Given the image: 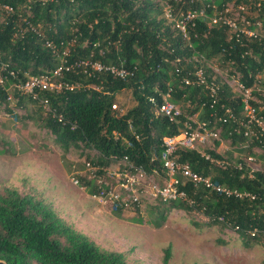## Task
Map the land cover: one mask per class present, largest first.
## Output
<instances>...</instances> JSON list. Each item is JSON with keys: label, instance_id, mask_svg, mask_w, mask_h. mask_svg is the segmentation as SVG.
<instances>
[{"label": "trees", "instance_id": "trees-1", "mask_svg": "<svg viewBox=\"0 0 264 264\" xmlns=\"http://www.w3.org/2000/svg\"><path fill=\"white\" fill-rule=\"evenodd\" d=\"M230 1L0 0V74L7 75L8 79V84L0 87V103L7 104L11 99L19 105L25 100L33 103L42 114L44 126L63 151L70 148L89 151L86 160L100 170L123 157L134 165H141L148 174L161 170L162 139L178 134L189 118L181 112L178 122L171 123L155 114L149 98L154 97L160 104L161 94L169 87L174 102L192 103L195 108L189 114L199 111L200 121L221 126L223 135L232 144L239 145L245 140L243 128L230 119L221 122L216 117L229 108L241 118L240 99L229 87L218 83L217 101L213 103L204 86L185 85L183 77L194 69L195 55H202L207 62L215 61L219 68L238 73L241 81L251 86L254 77L264 73V44L249 39L228 40L226 26L218 23L209 27L202 20H197L194 28H188V38H185L165 17L164 11L167 7L177 17L180 12L203 9L211 15L213 9L206 5L215 4L221 10ZM250 8L255 7L250 5ZM47 41L59 54L65 51L68 61H99L123 67L129 75L118 78L108 72H95L90 77L68 73L67 81L78 84L77 87L58 93H39L38 100L14 88L6 90L9 84L23 83L28 77L45 74L59 64V56L46 47ZM203 66L211 82L214 71L206 63ZM11 71L13 76L9 74ZM123 90L131 91L135 103L120 114L112 105L116 94ZM39 99H47L62 121L42 110ZM257 145L254 143L252 147ZM248 150L252 153L251 148L244 151L248 153ZM207 152L215 159H222L215 151ZM177 154L179 161L189 163L195 172L210 177L216 184L248 191L254 199L225 197L179 178L178 187L185 191L192 204L156 199L150 207V214L156 216L155 228L165 222L167 211L177 209L198 213L209 226L231 227L247 246L249 243L264 245L261 231L264 229V170L250 174L244 166L219 168L195 151L180 150ZM78 178L88 193L96 191L94 180ZM106 209L119 216L122 211H138L139 207L109 204ZM254 229L258 233L252 236ZM169 257L170 248H167L164 264H168ZM0 260L7 264H130L123 254L102 250L75 231L42 199L14 189L0 190Z\"/></svg>", "mask_w": 264, "mask_h": 264}, {"label": "rangeland", "instance_id": "rangeland-1", "mask_svg": "<svg viewBox=\"0 0 264 264\" xmlns=\"http://www.w3.org/2000/svg\"><path fill=\"white\" fill-rule=\"evenodd\" d=\"M114 102L120 114L135 103L130 90L116 94ZM179 106L193 121H200L199 111L189 114L195 108L192 103ZM41 116L27 100L21 105L13 99L0 103V190L14 189L42 199L75 231L102 250L123 254L130 264H164L167 248L168 264H264L262 243L247 246L231 227L209 226L198 213L171 209L165 222L155 228L156 216L150 214L155 200L151 195L143 196L138 211L130 209L114 215L71 181L73 174L87 173L82 164L89 151L70 148L64 152ZM215 128L220 131V141L209 146L222 158L238 163L250 153L257 159L252 167L264 170V156L237 149L238 144L223 135L221 126Z\"/></svg>", "mask_w": 264, "mask_h": 264}, {"label": "built area", "instance_id": "built-area-1", "mask_svg": "<svg viewBox=\"0 0 264 264\" xmlns=\"http://www.w3.org/2000/svg\"><path fill=\"white\" fill-rule=\"evenodd\" d=\"M202 2L203 0H196ZM248 3L237 2L231 0L222 9H217L215 4L206 5L211 7L213 12L211 15L205 13L203 9L187 10L180 12L177 17L172 15L171 11L165 7V17L173 23V27L180 32L185 38H188V28H194L197 20L206 21L209 27L215 26L218 23L227 27L228 40L237 42L242 39H249L264 44V0H247ZM254 6V9L250 8ZM8 9V7H5ZM46 47L50 48L53 54L59 56V64L51 71L39 76H30L23 83L16 82L9 84L6 90L14 88L22 94L31 95L34 100H38L39 93H58L62 90H72L78 84L69 83L66 79L68 73H82L88 77L93 73L108 72L110 75L118 78H124L129 75L123 67L116 65H107L99 61H91L85 59H76L68 61L63 51L58 53L57 48L46 42ZM194 69L190 70L183 77L185 85L197 84L204 86L209 93L212 102L217 101L218 83L230 88L231 92L240 99L241 109L240 117L238 118L229 108L224 109L222 116L216 117L217 121L226 122L230 119L243 128L244 142L237 146V149H252L254 153L264 156V79L262 75H256L251 86H246L240 79L238 73H229L227 69L219 68L218 64H213V61L207 62L200 55H195ZM214 71V76L211 82H208L205 75L204 64ZM13 76V72H9ZM7 75L0 74V87H5L8 84ZM149 102L153 105V110L156 115L166 118L171 123H177L178 117L181 115L179 104L173 101L172 88L169 87L166 93L161 94V103L158 104L154 97L149 98ZM42 110L51 114L59 122L62 121V116L56 114L54 109H51L47 99H39ZM112 109L117 111L115 104ZM211 114V117H214ZM225 116V117H224ZM214 141H220V131L214 125L207 121H193L188 118L184 123V128L173 136H165L162 139V150L159 155L161 170L154 171L153 174H148L141 165L132 164L127 157H123L111 163L108 167L99 169L97 165L92 164L90 160H84V176L73 174L71 181L77 187L87 191V187L80 185L78 177H87L89 180H94L97 189L94 193H90L91 198L98 204L104 206L120 205L121 207L138 206L141 203L143 196L151 195L154 200L162 201H177L182 200L189 205L192 200L188 199L185 191L179 189V178L193 183L195 186H203L210 192L223 195L225 197L234 196L239 199L248 198L254 199V195L248 191H239L237 189L228 188L222 184H216L210 177L203 176L195 172L189 163L179 161L177 154L180 150L195 151L205 160L219 168L235 167L241 169L246 167L250 174L258 171L252 167L255 160L253 155L247 154L240 158L243 160L238 163H230L225 158L215 159L207 151L218 150L210 147L209 144ZM257 143V146H253ZM207 149V151H206ZM261 231L264 232V229ZM258 231L254 229L250 234L256 235Z\"/></svg>", "mask_w": 264, "mask_h": 264}, {"label": "water", "instance_id": "water-1", "mask_svg": "<svg viewBox=\"0 0 264 264\" xmlns=\"http://www.w3.org/2000/svg\"><path fill=\"white\" fill-rule=\"evenodd\" d=\"M0 264H7V263H5L4 261L0 260Z\"/></svg>", "mask_w": 264, "mask_h": 264}]
</instances>
